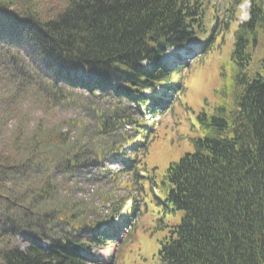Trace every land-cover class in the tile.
<instances>
[{
	"label": "trees",
	"instance_id": "trees-1",
	"mask_svg": "<svg viewBox=\"0 0 264 264\" xmlns=\"http://www.w3.org/2000/svg\"><path fill=\"white\" fill-rule=\"evenodd\" d=\"M244 1L229 0L214 37L231 32L230 74H223L213 104L197 112L191 150L165 167L167 200L183 214L160 241L163 264H264V0H249V17L238 23L235 4ZM27 5L16 10L12 28L51 78L80 67L96 80L71 86L108 88L136 104L145 88L171 89L170 71L159 60L166 49L202 36L206 19L214 29L219 18L215 0H64L49 16ZM36 144L31 138L24 148L0 152V264H82L78 248L85 244L72 233L87 222L71 209L45 210L54 199L46 170L66 163L69 146L37 155ZM71 158L64 167L75 166ZM41 168L38 182L31 174ZM19 197L34 210H16ZM19 232L50 242L32 238L20 248Z\"/></svg>",
	"mask_w": 264,
	"mask_h": 264
},
{
	"label": "rangeland",
	"instance_id": "rangeland-1",
	"mask_svg": "<svg viewBox=\"0 0 264 264\" xmlns=\"http://www.w3.org/2000/svg\"><path fill=\"white\" fill-rule=\"evenodd\" d=\"M24 1L26 6L33 2L47 16L64 5V0H0V152L8 154L12 146L24 148L31 138L37 142V155L62 152L61 143L69 146L66 158L74 156V167H64L67 160L52 170L41 168L31 175L38 181L45 170L49 174L54 199L45 210L71 209L87 222L72 233L88 244L81 250L84 264H163L158 255L160 241L183 214L167 200L162 183L165 167L191 150V139L197 134V112L213 104L225 80L223 74H230L231 34H218L191 64L172 71L168 80L180 86L179 93L161 90L153 95L163 97L165 106L159 105L161 101L155 104L147 90L142 105L119 98L110 89L91 92L78 84L71 86L68 81L88 84L95 80L81 68L51 78L29 45L10 28ZM228 2L217 0L215 6L221 25L225 20L221 13L230 7ZM238 9L239 23L248 14L242 5ZM172 52L181 51L171 49L167 53ZM195 55H186L188 62ZM145 130L147 136L157 132L147 141ZM136 144L139 147L132 146ZM25 176L23 171L21 177ZM129 199L135 202L127 211ZM25 200L19 197L14 208L33 211ZM127 212H133L132 217L121 223ZM32 238L43 246L50 242L43 236L19 232L16 244L22 248ZM95 238H102L104 243H93Z\"/></svg>",
	"mask_w": 264,
	"mask_h": 264
},
{
	"label": "bare ground",
	"instance_id": "bare-ground-1",
	"mask_svg": "<svg viewBox=\"0 0 264 264\" xmlns=\"http://www.w3.org/2000/svg\"><path fill=\"white\" fill-rule=\"evenodd\" d=\"M242 9H243V12L245 13L247 9V4L242 5Z\"/></svg>",
	"mask_w": 264,
	"mask_h": 264
}]
</instances>
